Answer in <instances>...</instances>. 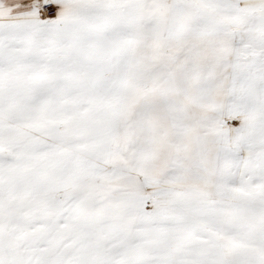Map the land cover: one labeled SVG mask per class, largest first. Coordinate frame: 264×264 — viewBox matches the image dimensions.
<instances>
[{
    "label": "snow or ice",
    "instance_id": "6c2138e0",
    "mask_svg": "<svg viewBox=\"0 0 264 264\" xmlns=\"http://www.w3.org/2000/svg\"><path fill=\"white\" fill-rule=\"evenodd\" d=\"M0 264H264V0H0Z\"/></svg>",
    "mask_w": 264,
    "mask_h": 264
}]
</instances>
